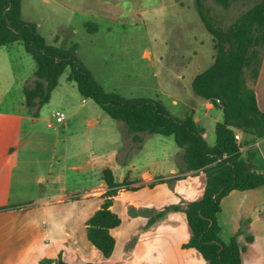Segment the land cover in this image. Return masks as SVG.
Returning <instances> with one entry per match:
<instances>
[{"label":"rangeland","instance_id":"rangeland-1","mask_svg":"<svg viewBox=\"0 0 264 264\" xmlns=\"http://www.w3.org/2000/svg\"><path fill=\"white\" fill-rule=\"evenodd\" d=\"M201 1L217 22L229 25L260 0H237L229 7L214 0ZM196 3L197 0H23L22 17L37 25L47 43L76 45L79 59L107 91L161 100L177 117L193 113L205 127V139L213 145L215 125L223 121V110L198 96L192 86L194 77L211 65L214 54L213 36ZM35 68L22 42L0 49V111H16L24 99L22 80L32 78ZM59 82L39 115L49 117L54 130L60 132L58 155L67 141L70 156L62 164L55 163L54 181L36 184L48 193V203L0 217V264H50L48 260L59 254L71 264H207L194 249L181 247L191 236L184 208L202 197L206 174L181 173L182 149L173 135H146L141 149L129 148L131 142L124 140L122 121L111 118L93 99L81 96L76 84L67 81V71ZM256 89L264 111V66ZM57 110L65 116L64 122L70 120V133H65L52 117ZM85 118L97 123V127L81 124L80 119ZM111 136L118 139V144L111 143ZM81 141L85 144L80 145L81 154H76ZM116 148L127 159L125 165L134 164L133 171L140 176L144 173L146 180L131 178V171L125 174L126 166L115 162L120 164L114 171L116 180L122 182L127 177L138 188L124 191L113 204L122 223L114 231L115 249L105 257L86 232V221L103 199L72 198L78 196L76 185L83 175L70 165L86 158L91 150L98 163L108 162ZM249 148H256L257 157H264V139ZM250 152L245 151L246 158ZM159 177L164 181L149 186ZM161 211L163 215L151 221ZM225 216L229 221L230 216ZM242 225L246 227L248 223ZM227 230L226 226L224 236Z\"/></svg>","mask_w":264,"mask_h":264},{"label":"trees","instance_id":"trees-1","mask_svg":"<svg viewBox=\"0 0 264 264\" xmlns=\"http://www.w3.org/2000/svg\"><path fill=\"white\" fill-rule=\"evenodd\" d=\"M23 0H0V49L14 42H22L32 56L36 68L32 78L23 85L24 104L38 116L52 97L59 79L67 71V80L74 82L81 96L93 99L111 118L124 123V140L129 148L141 149L146 135H173L181 153V173L203 171L206 184L200 199L184 208L191 229L184 249H194L207 264H242L237 236L229 241L220 237L219 214L222 200L233 190H248L264 185V170H257L255 152L244 158L241 148L264 139V111L259 107L255 86L264 59V0L244 11L229 25H223L209 14L201 0L197 9L205 27L213 36V62L193 79L192 86L201 98L222 108L223 121L215 125V143L204 137L205 127L195 120L193 113L184 117L172 115L158 99L125 97L107 91L91 70L79 59L77 46H56L47 43L34 22L22 17ZM179 1V0H178ZM229 7L237 0H214ZM241 131L243 138L238 139ZM107 190L103 202L86 221L87 237L105 256L113 253L117 238L113 231L122 219L113 209L121 193L138 188L127 177L116 180L110 167L102 170ZM164 181L162 177L149 186ZM159 212L151 221L161 217ZM253 237L248 236L247 242ZM50 264H71L62 254L48 260ZM82 264H96L86 261Z\"/></svg>","mask_w":264,"mask_h":264},{"label":"crops","instance_id":"crops-1","mask_svg":"<svg viewBox=\"0 0 264 264\" xmlns=\"http://www.w3.org/2000/svg\"><path fill=\"white\" fill-rule=\"evenodd\" d=\"M263 66L264 60L257 85L262 77ZM27 79L25 77L22 80L23 85ZM256 94L259 107L262 109L257 89ZM1 103L2 100H0ZM15 108L16 111L12 112L0 111V217H4L8 213L25 212L38 203H48V193L39 190L36 184L46 182L48 185L50 181H54L56 178L53 177L52 169L55 163L62 164L63 160L70 156V145L67 144V141L64 143L65 147L61 154L58 155L57 146L62 139H60V132L54 130V123L50 121L49 117H44L40 113L35 118L24 104V99ZM55 112L52 113V117H55ZM75 114L76 112L71 113V116L74 117ZM49 123L52 125L50 126ZM57 123L65 133L71 132L70 120ZM80 123L94 128L98 125L88 118L80 119ZM237 136L241 140L242 132L238 131ZM262 140L241 148L244 158H246L245 151L255 152L253 163L257 170H264V157H257L256 148H247L254 144L258 146ZM110 141L113 144H118V139L116 140L114 136H111ZM84 144L85 141L79 143L76 154H81L80 145L82 147ZM119 150L120 148L113 149L108 162L98 163L93 159V150H91L86 158L82 157L79 162L70 165L74 172L83 175L82 180L76 185L78 196L72 195V198L81 196L84 199H93V201L102 198V194L107 190V185L101 176L102 170L110 167L114 172L115 168L120 167V164L115 162L126 166L125 174L131 171V178H139L141 182H145L146 177L142 176L144 173L141 176L139 173H135L133 171L134 164L125 165L127 159L121 156ZM57 179H62L61 173L57 175ZM99 190L103 191L101 195H98ZM221 204L220 237L229 241L232 236H237L240 247L245 248L242 253V264H264V185L244 191L233 190L223 198ZM225 215L230 216L229 221ZM243 222H247L248 226L243 227ZM226 226L228 233L224 236L223 232ZM248 236L253 237L252 242H247Z\"/></svg>","mask_w":264,"mask_h":264},{"label":"built area","instance_id":"built-area-1","mask_svg":"<svg viewBox=\"0 0 264 264\" xmlns=\"http://www.w3.org/2000/svg\"><path fill=\"white\" fill-rule=\"evenodd\" d=\"M54 116L56 117V120L59 123H62L65 120V116L62 114L61 111H56L55 114H54ZM49 125L51 126L52 124L49 123Z\"/></svg>","mask_w":264,"mask_h":264}]
</instances>
